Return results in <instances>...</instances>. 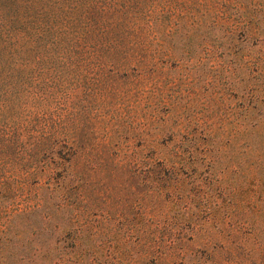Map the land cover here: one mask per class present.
Listing matches in <instances>:
<instances>
[{"label":"rangeland","instance_id":"rangeland-1","mask_svg":"<svg viewBox=\"0 0 264 264\" xmlns=\"http://www.w3.org/2000/svg\"><path fill=\"white\" fill-rule=\"evenodd\" d=\"M7 1L4 12L19 20L17 45L25 47L7 56L11 64L0 75V223L13 214L0 264L127 260L135 243L153 239L150 215L162 211L168 217L157 220V239L166 241L172 226L192 229L186 259L264 264V0H138L160 19L156 31L136 33L135 48L121 33H107L111 0ZM77 32L87 33L82 48ZM42 46L55 57L82 51L84 61L74 58L64 71L45 61ZM65 90L70 142L95 149L104 165L95 180L71 178L67 209L57 206L56 193L35 186L33 169L45 157L37 131L51 127ZM175 146L186 150L189 175L157 181L146 149ZM125 150L130 160H114ZM159 185L160 194L153 190ZM36 199V211L14 215ZM72 244L86 247L83 258L65 247Z\"/></svg>","mask_w":264,"mask_h":264},{"label":"trees","instance_id":"trees-1","mask_svg":"<svg viewBox=\"0 0 264 264\" xmlns=\"http://www.w3.org/2000/svg\"><path fill=\"white\" fill-rule=\"evenodd\" d=\"M5 2L8 1L0 0V20L3 23L0 24V75L3 71H7V68H9L11 64H9L7 56L13 55L14 53L19 54L25 47V43H22L19 46L17 45L19 40L14 27L19 20L17 17L8 16L5 14ZM104 8V14L111 22V24L108 25L109 28L107 29V33L111 36L113 34L121 33V38L124 39L128 37L129 40H132L133 48H135V46L138 44V39L142 37V34L137 36L136 33L141 32L145 26H148V28L151 29L150 32L157 30L154 28V25L156 21L160 19V17L155 16V13L160 12L156 9V7L150 10V7L142 5L138 0H136L134 3L130 1V4H128L127 1L118 3L111 0ZM83 12H85L88 17H91L95 11L93 12L90 6H86ZM5 16H8L9 19H5ZM3 33L6 35V37L9 36V38L4 39L6 37ZM77 33L78 35L75 37L78 39L79 43L77 46H81L82 48V44L84 43V35L87 33L84 35L82 32ZM56 39L57 40L54 39L55 41L53 42L59 47V40H61V37H56ZM44 41L45 39H42L40 43ZM6 48H9V52L5 58L4 52ZM41 48L47 55L45 61H53L54 64H62L64 71L70 68L74 58L82 62L84 61L81 53L82 51L78 52V57L73 55L55 57V52L51 54V47L42 46ZM151 60L153 61V58ZM139 61H142V59H135L133 64L137 65ZM144 66L146 67V64ZM134 69H136V67ZM139 69L142 70L146 68ZM63 81L64 79H61V83L59 84H63ZM59 94L60 100L57 103L56 108L51 112V115L55 116V119L52 117L50 119L51 127L48 128V124L40 125V129L37 131L38 135L35 137V144L37 145L36 149L40 155L43 154L45 157L43 159L39 158L37 165L33 169L35 170L34 175H37L35 178V186H37L39 189H43L42 187L45 186L46 189L52 191L51 193H56L58 196L57 206L67 209L71 204L68 199L70 197L69 183L72 181L71 178L73 177L74 182L76 181L80 183L83 181L85 182L87 178L95 180V178L101 175L104 165L102 161L103 158L98 157L97 154L94 153L95 149H92V151L90 149L84 148L80 141L77 143L70 142L69 130L66 126H64L69 122V114L67 112V106H63V104L69 103V94L67 93V90ZM185 151V149L180 147L178 148L176 146L169 149H157V147L146 149L145 157L148 158L151 165H153V168L149 170L151 176L156 178L157 181L170 180L174 182V184L182 181V179L189 175V167L188 165L186 167L185 163ZM133 152L136 154L137 158V153L139 155L141 150H135ZM126 153L127 151L123 153L120 151L114 152V160H117L118 162H122L121 160H130V158H128L129 155H126ZM72 161H75L73 167H71ZM119 164L120 163H118V166ZM87 174L88 176L86 178ZM25 175H29V171L26 170ZM2 185H4V181L0 180V189H2ZM162 188L163 187L159 185L153 190L160 194L162 193ZM76 189L79 193H81L82 185L79 184ZM41 204V199H36L35 203L30 207L20 211L14 210L15 212L13 213L16 215L15 213L17 212H33L36 211L41 206ZM167 217L168 213L164 211L161 213H152L150 215L152 224L149 227V232L153 236V239L147 243H135L131 252L134 254L136 253V256H131V258H128L127 260L115 259L110 264H198L200 260L190 261L191 259H195V257L191 259L185 258L189 247L188 244L185 245V241L192 240V229L172 226L168 230H164L168 233V239L166 241L157 239L156 236L158 232L161 231L158 228L160 223L157 220H165ZM10 218L8 217L4 223H0V254ZM68 235L69 233L67 236ZM64 246L65 245H63V247ZM231 246L226 247V245H220V251H226L227 249L231 251ZM65 247H70L71 251L74 252V258L78 260L83 258L84 254H86L85 251H83L86 250V247L80 249L75 244ZM229 255L237 254L235 252H231ZM59 259L62 258L60 257ZM90 261L91 262H89V264H98L96 261H92V259ZM211 264H238V261L234 258L221 257L220 259L213 261Z\"/></svg>","mask_w":264,"mask_h":264}]
</instances>
